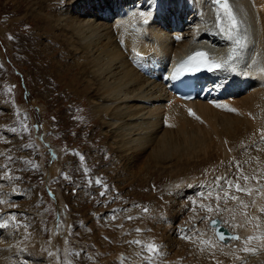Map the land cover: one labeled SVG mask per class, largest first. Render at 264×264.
I'll return each instance as SVG.
<instances>
[{"label": "bare ground", "instance_id": "bare-ground-1", "mask_svg": "<svg viewBox=\"0 0 264 264\" xmlns=\"http://www.w3.org/2000/svg\"><path fill=\"white\" fill-rule=\"evenodd\" d=\"M240 1L245 4L247 17L256 27V41L247 55L248 59L241 63L239 60L231 62L225 59V63H230L227 69L221 70L210 81L215 86L213 98L206 102L195 101L184 112L177 105L168 103L172 96L163 83L144 77L134 64L162 53L167 56L189 53L202 39L229 51L230 39L219 30L220 23L212 0H64L61 7L57 1L54 4L34 2L30 7L35 24L46 26L38 32L43 34L49 29L47 34L60 38L57 40L55 37L51 41L52 36L45 34L46 39L58 44L59 48L42 44L41 52L51 58L53 72L68 84V89L72 88L74 95L85 96L90 101L94 114L101 121L102 136L111 148L113 158L109 166H115L113 175L120 179L136 170L140 178H149L165 169H175L187 177L186 182L193 184L195 180L190 177L192 172L212 169L231 161L229 166L233 168L232 171L239 165L238 169L243 170L240 171L242 175L249 177L245 186L253 191L244 201L248 207L238 204L242 211H249L252 219L247 218L251 220L250 228L241 231L243 239L240 242L250 236L257 237L248 244L249 248L257 249L255 254L242 251L243 243H239L238 250L234 251L232 244L237 246L236 242H217V252L208 253L200 248L202 239L192 237L188 242H183L176 237L180 236L178 228L174 230L177 234L175 239L169 238L165 232L160 233L162 248H166L169 255L164 262H161V258L158 264H264V247H261L264 241L258 239L264 236V220L259 219V209L264 206V191H261L264 188V0ZM229 2L232 5V0ZM55 4L58 8L52 11ZM141 13L144 15L141 16ZM212 14L214 18L208 22ZM173 28L175 33L182 36L179 42L173 41ZM199 30L200 35L192 38L193 32ZM164 43L168 44V48L163 52ZM62 52L65 55L61 57ZM254 56L256 61H251ZM64 59L69 60L68 64L63 62ZM72 70L75 72L65 78L64 75ZM233 71H238L237 76L231 75ZM44 80L47 85L52 84L49 76L44 75ZM192 116H196V119L190 118ZM49 130L46 124L42 128L45 134ZM96 136L94 134L90 141L101 139ZM54 155H57V151ZM63 163L64 160L59 159L58 164L49 169L50 174L56 176ZM178 173L175 181L179 179ZM231 175L229 181H241L237 179V174ZM240 185L243 184L240 182ZM230 191H234L238 197L244 193L237 192L234 187ZM1 193L0 201L4 203L0 211L8 207L7 197ZM180 198L183 197L180 195ZM180 203L173 201L176 208ZM231 208L233 210V206ZM8 217H1L0 214V227L8 222ZM235 219L238 222L242 220L239 216H235ZM2 234L4 232L1 233L0 228V264H24L25 259L20 256L23 251L31 247L32 250H41L38 242V247L37 244L24 245ZM60 238L55 237L57 240ZM41 254H36V259L31 263H52V259L45 260L46 257H40Z\"/></svg>", "mask_w": 264, "mask_h": 264}, {"label": "rangeland", "instance_id": "rangeland-1", "mask_svg": "<svg viewBox=\"0 0 264 264\" xmlns=\"http://www.w3.org/2000/svg\"><path fill=\"white\" fill-rule=\"evenodd\" d=\"M42 1L53 4L58 2L61 7L64 0H0V160H2L0 165L3 163L0 168V193L3 191L1 194L6 195L8 199L7 209L1 210L0 214L1 217L9 216L7 226L5 227L4 224L0 227L1 233L4 232L2 236L6 234L9 240H19L24 245L37 244L38 247L40 243L41 250H32L31 247L23 251L24 254L23 252L20 254L25 259L24 264H32L37 257L36 254L40 253H42L40 257H46L45 260L52 259V263L49 264H55L54 262L62 264L61 258L66 254L72 264H109V262L111 264H144L141 256L148 254L141 247L127 243L137 239L160 246L161 255L156 257V264H158L161 258V262H164L169 255L167 249L162 248L163 241L159 240L160 233L165 232L169 238L173 239L177 235L175 232L177 225H174L176 221L179 224L185 223L184 227L181 226L184 229L183 232L179 228L181 234L176 237L183 242H188L185 236L190 239L192 237L202 239L200 248L208 253H216L218 243L221 244V242L215 240L213 231L209 229L211 228L209 219L202 222L201 218L211 216L226 220L228 223L226 226L231 229L230 226L234 224L233 216H239L243 220V218H250V214L247 209L241 210L239 201L231 199L227 204L223 200L220 201L222 211L219 213L209 214L200 205H212L215 208L216 193L220 192L221 196L223 195L220 185L224 182L226 184L231 172H233L232 177L236 174L237 177H242L243 170L235 168L232 171L233 168L229 166L231 161L229 164H219L212 169H199L197 172H192L190 176L195 180L194 185L186 182L187 177L182 176L175 169H165L151 176L152 178L145 176L140 178L136 170L121 176L125 178L123 180L116 174L113 175L115 166H112L113 164L109 166L113 158L111 148L102 136L101 121L94 114L90 101L85 96L74 95L73 89H68V84L61 81L62 79L53 72L51 58L41 52L42 44L59 48L58 44L50 42L56 36L47 34L49 29L45 30L44 35L38 32L44 30L46 26L35 24L30 14L32 4L42 3ZM55 7L58 8V5H52L51 10H56ZM45 34L52 36L49 41ZM56 39L60 40L57 37ZM59 50L63 51V48ZM64 55L62 52L61 57ZM53 57L55 58V55ZM64 60L63 62L68 64L69 60ZM75 70L65 74V78H69ZM44 75L50 77L51 85L46 84ZM45 124L51 129L49 135L42 131ZM55 132H63L71 136L68 139L69 142L58 145L61 140L55 138L54 142L58 145L55 147L52 143ZM94 134L101 139L97 142L90 141ZM75 136V139L72 138ZM42 141L45 142L43 146H41ZM75 143L77 147H84L81 150L75 149L73 145ZM60 147L63 148L65 157L62 169L70 166L68 170L71 169V176L61 178L55 186L56 189H49L47 186L55 185L53 182L57 178L53 177L54 179L48 182L51 168L49 167L50 156L55 148ZM73 151L80 155H73ZM89 161H93V166L96 168L100 166L101 172L94 169L90 172L92 177L85 174L81 164L85 165ZM119 169L121 170V167ZM176 171L179 177L177 181H175ZM169 176H172V179H169ZM217 177L225 179L216 181ZM230 179L229 176L227 181ZM240 179L243 184L241 186L246 187V181ZM97 180L101 183L97 184ZM232 180L235 182V179ZM109 186H115L124 193L125 197L130 198L122 199L118 195L117 202L108 212L104 209V204L117 193L116 190H109L111 192L109 197H104L105 195L98 197V193L108 189ZM213 189L216 190L213 191ZM209 192H212L211 197L208 195ZM95 193V202L99 198L96 204L93 200ZM188 194V197H184ZM229 194L235 195L234 191H230ZM243 195L244 193L239 198L244 202L249 196ZM175 200L181 202L178 208L173 205ZM148 204L152 205V209H148V213H145L144 209ZM2 205L3 203H0V206ZM187 210H189L188 214L185 215ZM245 213L248 217H245ZM260 213L261 211H259V219L264 220V212ZM13 214L16 215L19 224L29 227L26 230L23 227H15L10 219ZM164 215H169L170 219L175 221L164 222L161 219ZM59 216L61 219L57 220ZM129 216L135 218L129 220L127 219ZM187 224L193 227L188 229ZM144 226L149 228L142 229ZM137 228L142 231H135ZM55 237L61 238L57 240ZM213 239L216 242L212 241ZM239 242L240 240L237 243ZM237 243V246L232 244L235 251L239 248ZM212 244L215 248L211 246ZM76 252L80 255H71ZM137 253H141V256H137ZM237 256L238 253H236V260ZM41 259L44 260V258Z\"/></svg>", "mask_w": 264, "mask_h": 264}, {"label": "snow or ice", "instance_id": "snow-or-ice-1", "mask_svg": "<svg viewBox=\"0 0 264 264\" xmlns=\"http://www.w3.org/2000/svg\"><path fill=\"white\" fill-rule=\"evenodd\" d=\"M212 4L215 6L216 9V16H217V20L221 25V30L223 32L226 33V35L228 36V38L230 40H235V44L236 45H241V40L238 38H235L236 35L239 33L240 30V24L241 21L237 18L236 13L233 10V7L231 5V3L229 2V0H212ZM141 16H143L144 14L141 13ZM145 23H147V21L145 20ZM179 38V37H178ZM233 55L229 57V60L233 59L236 53V49L233 48L232 50ZM137 55H140L139 53H137ZM223 65H221L220 63H216V62H210L208 59V55L205 52H196L193 56H190L188 58L187 61L184 62V64L181 65V67L177 70V74H180L181 72H183L185 70V68H188L189 71H200L201 67L206 68L208 71H215L219 68H221ZM190 114L191 113V110ZM232 111H235L234 109H232ZM11 159V158H9ZM82 159V157H81ZM5 168L7 167L6 165L4 166ZM237 167L239 168V165H237ZM10 178V176L8 177ZM67 178V177H65ZM242 178L243 180L247 181L249 179L248 176H242V177H238L237 179ZM224 177H217V181L219 180H224ZM97 184H100L101 181L97 180L96 181ZM235 188V190L237 192H244L246 195L251 196L252 195V189L248 188V187H241V185L237 182V183H233L232 181H226V186L225 185H220V189L221 192H223V195L221 196L220 192L216 193L215 196V200H216V205L215 208L212 205H205V204H201L200 207L206 209L207 213L211 214V213H219L220 211H222L221 207H220V201L223 200L225 204H227L228 200L231 199L232 201H239V204L244 207L247 208L248 205L244 204L243 200H241L238 196L236 195H230L229 191L232 188ZM213 191H215L213 189ZM261 191H264V188L261 189ZM101 196L105 195V192H101L100 193ZM209 197L212 196V192H209ZM0 203H4V201H0ZM253 204H255V201H253ZM227 210V209H225ZM261 212H264V207H261L259 209ZM148 209H144L145 213H148ZM245 217H247V214H244ZM113 218H115V215H113ZM135 217L129 216L127 217V219L132 220ZM10 219L14 222V226L19 228V227H23L25 230L27 229V227H29L28 225H21L17 222V218L16 215H11ZM209 219L211 220L212 225H215L217 223V221L215 219H212L211 216H207V217H202L201 221L203 222L204 220ZM233 219H235V216H233ZM251 220L245 218L243 223L240 224H233L230 227H232L233 229L236 227H245L247 224H250ZM5 227L7 226V223H5L4 225ZM259 225L257 224V227ZM135 231L140 232L142 231V229L137 228L135 229ZM185 239H190L189 237L185 236ZM219 239L221 241H225V240H241V237L239 235H234V236H229L226 235L224 232H220L219 233ZM253 239H257V237H248L247 239L243 240L242 243L244 244V247L241 249L242 251L246 252V253H251V254H255L257 252V249L255 248H249L248 244L251 243V241ZM258 239L264 241V236L259 237ZM127 243H129L130 245H137L139 247L142 248V250L144 252H146L148 255L147 256H141V253H137V256H141L142 261L144 262V264H156V257H158L159 255H161L160 253V246L153 243V242H143L141 240H131L128 241ZM214 247V245H212ZM261 247H264V244H261ZM71 255L73 256H79L80 253L76 252V253H72ZM62 260V264H72L71 259L68 257V255L66 254L64 257L61 258Z\"/></svg>", "mask_w": 264, "mask_h": 264}, {"label": "water", "instance_id": "water-1", "mask_svg": "<svg viewBox=\"0 0 264 264\" xmlns=\"http://www.w3.org/2000/svg\"><path fill=\"white\" fill-rule=\"evenodd\" d=\"M227 235H229V236H230V234H229V233H227Z\"/></svg>", "mask_w": 264, "mask_h": 264}]
</instances>
